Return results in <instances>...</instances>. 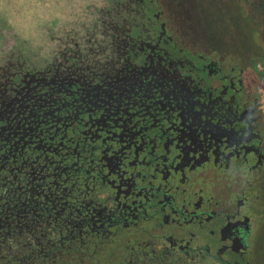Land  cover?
I'll use <instances>...</instances> for the list:
<instances>
[{"label":"flooded vegetation","instance_id":"obj_1","mask_svg":"<svg viewBox=\"0 0 264 264\" xmlns=\"http://www.w3.org/2000/svg\"><path fill=\"white\" fill-rule=\"evenodd\" d=\"M46 3L0 47V264H59L63 231L264 264V61L206 47L196 5Z\"/></svg>","mask_w":264,"mask_h":264},{"label":"trees","instance_id":"obj_2","mask_svg":"<svg viewBox=\"0 0 264 264\" xmlns=\"http://www.w3.org/2000/svg\"><path fill=\"white\" fill-rule=\"evenodd\" d=\"M194 1L206 27V47L221 54L236 55L242 63L251 59L257 63L264 61V0ZM73 235L71 231H63L59 264H210L183 261L177 253L169 256L147 243L121 244L116 240L113 244L102 239H83L77 244ZM47 251L46 264H55V247ZM36 255L37 259L41 258Z\"/></svg>","mask_w":264,"mask_h":264},{"label":"rangeland","instance_id":"obj_3","mask_svg":"<svg viewBox=\"0 0 264 264\" xmlns=\"http://www.w3.org/2000/svg\"><path fill=\"white\" fill-rule=\"evenodd\" d=\"M46 1L0 0V47L7 42L31 39L41 19L54 13L55 8H47ZM194 6V0H175V14L195 17Z\"/></svg>","mask_w":264,"mask_h":264}]
</instances>
